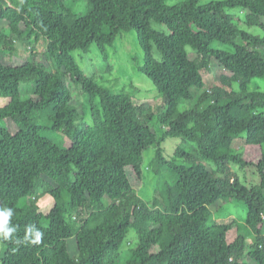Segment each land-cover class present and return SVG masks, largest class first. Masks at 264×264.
Returning <instances> with one entry per match:
<instances>
[{"label": "trees", "instance_id": "obj_1", "mask_svg": "<svg viewBox=\"0 0 264 264\" xmlns=\"http://www.w3.org/2000/svg\"><path fill=\"white\" fill-rule=\"evenodd\" d=\"M85 1L78 15L67 0H0V207L16 227L0 264H264V90L250 86L264 78V0ZM130 30L158 111L103 88L73 54ZM41 38L42 59L15 54ZM169 138L182 139L170 156ZM234 200L247 216L218 221ZM30 224L39 244L24 241Z\"/></svg>", "mask_w": 264, "mask_h": 264}, {"label": "rangeland", "instance_id": "obj_2", "mask_svg": "<svg viewBox=\"0 0 264 264\" xmlns=\"http://www.w3.org/2000/svg\"><path fill=\"white\" fill-rule=\"evenodd\" d=\"M214 0H201L202 4L211 2ZM169 3H174L169 0ZM66 6L78 15H84L88 11V3L85 0H67ZM6 21L0 20V32L5 28ZM155 28L166 30V27L154 23ZM5 32V31H4ZM253 32L263 35V31L259 28H254ZM47 46V41L41 38L39 41L31 45L18 44V48L15 54L22 58L24 61L33 59H42V54L44 53ZM214 46H220L219 43H215ZM102 51L97 47L93 46L88 52L82 50H76L73 52L78 63L81 65L83 70L88 76H92L94 80L101 85L103 88L111 91L112 93H122L126 92L130 94L134 99L136 105H145L153 106L156 111L158 107L163 104L162 99H157V91L152 83L143 73L139 71V66L143 62V53L138 44L137 33L136 31H121L117 36L115 42L111 46ZM156 58L161 59L159 52L154 50ZM105 56H107L105 58ZM220 74V71L212 75L209 73L206 76V88H211L214 85L218 84L214 75ZM251 88L260 87L264 90V78H255L251 83ZM74 90V99L73 104L77 106L80 112H86L90 109V103L84 93L79 89ZM23 98H27L31 94L30 85L23 84L22 86ZM6 99H0V105L5 104ZM87 119H90L87 116ZM4 126L3 122H0V128ZM10 128L15 130V127L10 123ZM59 142L66 147L71 145L69 138L60 134L56 138ZM181 138H169L165 146L167 147L166 155L170 156V149L175 148V146L181 145ZM244 143V140H236L235 146L240 147ZM185 146V145H184ZM189 142V146L191 147ZM174 149L172 150V152ZM152 151L148 152L147 161L150 158ZM238 170V167H235ZM241 176L243 173L241 172ZM144 187V185L142 184ZM141 186V187H142ZM140 189V186H139ZM153 185L148 186L145 189L146 195H151L153 193ZM40 210L44 213H47L51 210L54 205V200L50 196H44L39 201ZM215 207L214 211L216 212V217L220 222H230L233 218L242 219L247 216L248 210L245 204L237 200L228 201L221 205L219 208ZM228 216V217H225ZM2 246L0 245V252Z\"/></svg>", "mask_w": 264, "mask_h": 264}, {"label": "clouds", "instance_id": "obj_3", "mask_svg": "<svg viewBox=\"0 0 264 264\" xmlns=\"http://www.w3.org/2000/svg\"><path fill=\"white\" fill-rule=\"evenodd\" d=\"M13 209L9 207H0V238L8 240L13 237L16 232L15 226H10V220L13 217ZM43 233L36 228L35 224L27 226L26 235L24 237L25 242L32 244H39L42 240ZM20 243L19 240L16 241Z\"/></svg>", "mask_w": 264, "mask_h": 264}]
</instances>
